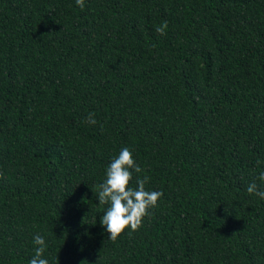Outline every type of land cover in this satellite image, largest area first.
Listing matches in <instances>:
<instances>
[{
  "label": "trees",
  "instance_id": "1",
  "mask_svg": "<svg viewBox=\"0 0 264 264\" xmlns=\"http://www.w3.org/2000/svg\"><path fill=\"white\" fill-rule=\"evenodd\" d=\"M124 147L163 195L111 241ZM261 171L264 0H0V264H264Z\"/></svg>",
  "mask_w": 264,
  "mask_h": 264
},
{
  "label": "clouds",
  "instance_id": "2",
  "mask_svg": "<svg viewBox=\"0 0 264 264\" xmlns=\"http://www.w3.org/2000/svg\"><path fill=\"white\" fill-rule=\"evenodd\" d=\"M75 3L81 9L85 6V0H75ZM167 27L168 22L165 20L156 28V32L163 36L166 34ZM94 115L89 113L86 122L95 124ZM141 171L131 150L124 147L120 150L118 157L114 158L107 167L105 181L98 185L99 205H109L100 223L106 229L111 241H115L126 228H130L131 232L137 231L142 226L143 219L150 215V210L157 206L163 195L160 191L146 190L145 185L149 181L147 176L137 179L135 188L129 187L133 172ZM257 179L264 182V171L259 173ZM247 192L264 200V190L258 189L255 180L248 184ZM33 242L37 247L29 264H49L47 259L42 258L47 248L44 237L36 235Z\"/></svg>",
  "mask_w": 264,
  "mask_h": 264
}]
</instances>
